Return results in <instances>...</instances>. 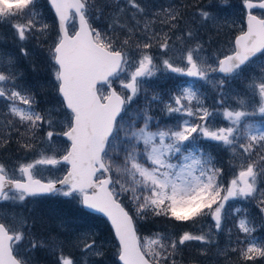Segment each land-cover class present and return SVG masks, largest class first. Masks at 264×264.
Instances as JSON below:
<instances>
[{
	"label": "snow or ice",
	"instance_id": "obj_1",
	"mask_svg": "<svg viewBox=\"0 0 264 264\" xmlns=\"http://www.w3.org/2000/svg\"><path fill=\"white\" fill-rule=\"evenodd\" d=\"M46 3L54 12L51 42L53 24L43 19L38 0H0V23L10 25L19 48V56L0 51V148L16 133L19 147L36 153L12 167L0 162V204L63 197L102 214L111 225L107 242L113 264H180L181 248L192 242L201 245L202 256L216 245V255L226 264L233 255L239 264L264 259V238L256 235L258 228L264 230V0H239L238 5L181 0L154 11L142 0ZM189 7L195 11L186 22L183 9ZM227 8L237 9L233 15L238 27L237 19L221 24L214 11ZM102 19L106 26H97ZM209 22L217 33L224 26L234 29L227 45L211 55L198 39ZM157 23L166 30H156ZM32 39L45 57V80L39 78L35 51L27 47ZM153 48L160 51L159 58ZM19 57L30 62L31 81L18 66ZM163 73L211 85L219 98L209 107L200 89L189 85L169 90L165 99L149 85L150 78ZM237 82L243 85L240 92L232 89ZM48 88L55 102L38 109V96ZM141 96L145 104L133 109ZM153 103L167 116L180 118L153 125ZM40 131L44 150L34 143ZM54 137L65 138L66 146L58 147ZM201 140L229 152L230 178L198 144ZM61 166L62 176L41 174ZM125 195L127 202L121 199ZM233 201L254 205L259 225L246 207ZM149 213L195 231L141 235L139 221ZM37 219L30 225L23 214L0 213V264H35L36 249H47L55 257L53 264H81L66 248L104 264L105 242L98 243L97 233L78 232L61 217L65 237L43 239L31 231ZM228 220L233 222L230 228ZM224 231L229 243L221 249L217 234Z\"/></svg>",
	"mask_w": 264,
	"mask_h": 264
},
{
	"label": "rangeland",
	"instance_id": "obj_2",
	"mask_svg": "<svg viewBox=\"0 0 264 264\" xmlns=\"http://www.w3.org/2000/svg\"><path fill=\"white\" fill-rule=\"evenodd\" d=\"M229 3L232 5H238L239 4V2H236V1L234 3L233 2H229ZM37 7L43 13V19H45L49 24H51L52 17L50 15L46 14L47 9L42 4L41 0L38 3ZM214 11H216L218 17L220 18L221 24H223L225 20H227L228 22H231L232 20L237 19V17L235 15H233V13L237 11L236 8H227V9H223V10L214 9ZM238 26H239V21L237 19V27ZM202 28H203L204 32L211 33L213 37L214 36L217 37V39H214V40H215V44L218 43L219 48L225 47L227 45L229 38L234 33V29H231L227 26H224L222 28V30L219 31V33H217L216 28L211 24V22H209L207 25H205ZM0 34H2V41H3V38L7 34L9 35V33L6 30L1 31ZM199 34H198V39H200ZM51 40L52 39L50 38L49 42H51ZM35 41L36 40L33 39L32 41L27 43V47L29 48L30 51H32V46L35 44ZM8 42H13L12 38H10ZM41 53H43L41 50L37 51V54H41ZM12 54L16 55L15 53H12ZM177 55H178V53H177ZM37 62L40 64V67H41V73H40L39 78L42 80L47 79L48 74L46 71H44L45 64H42L40 61H37ZM28 67H29V65H28ZM31 74H32L31 70H28L27 76H26L28 81H31L33 79L31 77ZM180 77H181V79L187 78V79H185L187 81L185 82V84L183 86H189V85L193 86V84H195V80L193 81V79L190 77H185V76H180ZM207 86L212 88L211 85L207 84ZM242 89H243V85L238 83L237 85L235 84V89H233V90L236 92H240V91H242ZM211 91H213V90H211ZM38 97H40V98H38L39 104H42V105L44 104V107H42V108H45V107L49 106L51 103L55 102V94L51 88H48L45 91L41 92ZM153 109H154V111H156L157 106L153 105ZM3 111H4V102L0 101V112H3ZM156 119H157V117H156ZM43 136H44V131H40L37 133V140L34 143H35L36 148L38 150H44L47 148L46 142L42 139ZM122 136H123V134L121 133V137ZM15 139L18 140L20 138H15ZM54 140L57 143L58 147L63 148L64 146H66V140L63 137H54ZM14 144L17 146V150L15 153H19L20 150L23 151V152L20 151L21 153L19 156H21V157H15V156L13 157L11 155V152L7 151V152H5L4 156L0 157V162L5 163L9 167H12L19 161L31 160L35 157V155H36L35 152H27L26 153L23 149H21L19 147L17 141H15ZM58 154H60V153H58ZM63 167L64 166H61L58 169H56V168H45V169H42L41 174L45 178L60 176V174L63 173ZM122 198L127 201L126 195L122 196ZM67 202L68 201L65 200V198H63V197L37 198L35 201H33L32 199H29L24 204H17V205L8 204L5 202L3 204H0V213H13L14 212V213L23 214L24 216L29 217V224L30 225L33 223V220H32L33 217H39L40 219L36 220V223L32 227L31 231L33 232L34 235H36L37 237L43 238V239H47L50 235L60 236L61 238L65 237L66 233H65L64 229L59 227L60 218L63 217L64 220L66 222H68V224L71 227L75 228L78 232H80V231H92V232L97 233L98 234V236H97L98 243L102 242V241L105 242L106 255L104 258V264H112L110 261V257H112V251L113 250L111 247V243L107 242L109 236L104 234V232L101 228V224L100 223H97V224L93 223V221H95L96 218H93V221L91 218V221H90L91 224L87 225V222H86V224L81 225L79 218L77 216H81L84 219H86L87 216L79 215L81 209L77 210V212H76L77 216H74V215H73L74 217L69 216V214H68L69 208L67 206ZM230 203L233 205L235 204L236 206H244V205L247 207L251 206V204H248V203L242 202V201H233ZM78 206L79 205H77V207ZM30 209H34V210L29 212ZM248 211L253 217H255L256 223H257V225H259L260 219H259L258 210L255 208L254 210L248 209ZM227 223H229L231 225L233 222L231 220H229ZM48 227H52L53 233H51L49 231ZM226 228H230V226H228ZM55 232H57V234H54ZM162 232H166V231L164 230ZM223 234H225V237H222V236L217 237V244H218L219 248H221V249L225 248V246L229 243V238H228L227 232L226 231L221 232L219 235H223ZM256 235L260 238H264V230H259V228H258ZM197 246L201 247V245L198 243H197ZM43 250L45 252L46 258L49 257V259L46 260L45 263L40 262V261H44V260L39 258V252L37 251V249L33 250L32 256L34 258V262H35V260H38V262L37 263L35 262V264H49V263L53 264L55 257L52 254H50L47 249H43ZM65 251L66 252L72 251L73 255L76 257V259L79 262H81V264H82L84 259H87V264H97V259L95 257H84L82 255V253L77 249L66 248ZM216 251H217V246L213 245L211 248H209L207 256L199 257V260H198L199 263H197V260L194 256V254L191 252L188 255V258L195 259V263L191 262L189 264H226V261L223 257H219L216 255ZM107 255H110V256L107 257ZM180 256H181V251L177 257L178 261L181 264L182 256L181 257ZM95 259H96V261H95ZM237 263L239 264L238 259L235 255H233L231 258V264H237ZM256 264H264V259H258L256 261Z\"/></svg>",
	"mask_w": 264,
	"mask_h": 264
},
{
	"label": "trees",
	"instance_id": "obj_3",
	"mask_svg": "<svg viewBox=\"0 0 264 264\" xmlns=\"http://www.w3.org/2000/svg\"><path fill=\"white\" fill-rule=\"evenodd\" d=\"M235 1L239 2V0H229V2H233V3ZM98 2L102 3L103 0H98ZM142 2L147 4L149 6V8L154 11V10H158L161 6L166 7L169 4H179L181 2V0H142ZM183 2L186 4H189V5H196L197 3H199L201 5H206L208 3V0H183ZM183 11L186 12L185 21L187 22V21L191 20V17L195 11V8L189 7L188 9H183ZM46 14H48V13H46ZM51 24H53V30H52L51 34L49 35V39L55 35V27H54V20L53 19H51ZM96 24H97V26H100V27L106 26L107 20L102 19L100 21H97ZM183 26L184 25H182V27ZM155 28H156V30H161V29L166 30V28L163 25H160L159 23H157L155 25ZM0 30H6V31L11 32V33H9V35L7 34L3 38V41H2V34H0V50L4 51V52H9V53H15L17 56H19L18 41H16L14 39V34L12 33L13 30L10 27V25L9 24L4 25L3 23H0ZM199 33H200L199 35H200L201 42H203L205 44V48L207 49V53L209 55H211L213 52H215L217 49H219L218 43L215 44V40H214V39H217L216 36L213 37L211 33L204 32L203 28H200ZM120 35H121V39H123L124 33H121ZM210 37H211V42L209 43ZM10 38H12L13 42H8ZM32 40H29L28 42H30ZM36 43L37 42L35 41V44L32 46V51H35V53H36L35 59L37 61H40L42 64H45L44 63V60H45L44 54L43 53L37 54L38 49H36ZM189 43H192V42L190 41ZM130 51H131L132 55L136 54L134 48L130 49ZM151 51H152L153 55L157 56L158 58L160 57V51L158 49L153 48ZM169 55H172V53L170 52ZM29 64H30V62L28 59H25L23 57H19L18 66L20 67L21 70H23L25 72L26 76H27V71L30 70V66L28 67ZM31 77L33 78V74H31ZM180 79H181V77L177 74L173 76V74H171V73H163V74H158V76L156 78H150L149 79V85L151 87L155 88L157 91H159L162 95H164L165 99H167L166 94L169 90L175 89L176 87L183 86L185 84V80L184 79L180 80ZM235 84L237 85L238 83H234L232 85L233 89H235ZM198 88H199V86H198ZM211 90H212V88H210L208 86L203 91L200 88V91L206 97L205 103L209 107H212L215 104V101L219 98L217 93L214 91H211ZM38 98H40V97H38ZM144 104H145V99L143 96H141L132 105V108L135 109L137 107V105L143 106ZM153 105L157 106L156 111H154ZM42 107H44V104L43 105L38 104V109H43ZM151 110H152L153 116L157 117V119H158V120L156 119L153 121V125H155L157 122H159L161 126L170 125V124L176 123L177 120L179 119L178 114H174L172 117L167 116L165 113L160 111V105H158L156 103L152 104ZM174 120H175V122H174ZM140 123L141 122H138V126H140ZM217 123L222 124V123H226V122L218 119ZM15 138H19V136H18V134L13 133L8 146L5 148H0V157L4 156L5 152H7V151L11 152V155L13 157L14 156L15 157H21L19 155L21 152H23L22 150H20L21 152L19 151V153H15L17 150V146L14 144L15 141H17ZM198 144L201 147L206 148L208 151H210L212 153V155L215 157L216 163L219 166H222L225 169L226 175L228 177H230L231 173H230V169H229V156H230L229 152L226 149H224L223 147L218 146L215 142L201 140V141H198ZM141 147H142V145H141ZM121 199H123V198L121 197ZM65 200H67V199L65 198ZM67 206L69 208V212H68L69 216H71V217L77 216L76 212H77V210H80L79 207H77V204L67 202ZM126 206L129 208L131 207L129 204H126ZM243 207H246L247 209H253V210L255 209V207L252 204L249 207H247L245 205ZM79 215L87 216L86 219H84L81 216H77L79 218L81 225L86 224V222H87V225H89V224H91V222H90L91 218H92V221H93V218H96V220H95L96 222L93 221V223H96V224L100 223L104 234L108 235L109 237L111 236L110 229L108 228L106 221L102 217H99L98 215H94V214H89L86 211H80ZM228 221H226V227L232 225V224L230 225L229 223H227ZM48 229L51 233H53L52 227H48ZM164 230L168 233H173L176 235H178L183 230L195 231V229H192L191 226L188 224H181L179 222L172 221V220L167 219L165 217H153V216H151L150 213H149V218L147 220L139 221V231H140L141 235L142 234L149 235L150 233L162 232ZM220 233L217 234V237H219V236L225 237V234L219 235ZM55 234H57V232ZM198 250H199V248H197L196 242H192L186 246H183L180 250L181 256H182L181 264H185V263H188L191 261H195V259L188 258V255L191 252L194 254L197 261L199 260V257H203L202 255L199 254ZM37 251L39 252V258L44 260V261H40V262L45 263L46 260L49 259V257L46 258L45 252L43 249H37ZM109 256L110 255H107V257H109ZM95 261H96V259H95ZM110 261L113 264V261H114L113 256L110 257ZM35 262L37 263L38 260H35ZM49 264H51V263H49ZM97 264H98V261H97Z\"/></svg>",
	"mask_w": 264,
	"mask_h": 264
},
{
	"label": "water",
	"instance_id": "obj_4",
	"mask_svg": "<svg viewBox=\"0 0 264 264\" xmlns=\"http://www.w3.org/2000/svg\"><path fill=\"white\" fill-rule=\"evenodd\" d=\"M87 210V209H86ZM99 214V213H98ZM100 215H102V214H100ZM103 216V215H102ZM106 218V217H105ZM107 219V218H106ZM109 223V222H108ZM110 224V223H109ZM111 226V225H110Z\"/></svg>",
	"mask_w": 264,
	"mask_h": 264
},
{
	"label": "bare ground",
	"instance_id": "obj_5",
	"mask_svg": "<svg viewBox=\"0 0 264 264\" xmlns=\"http://www.w3.org/2000/svg\"><path fill=\"white\" fill-rule=\"evenodd\" d=\"M231 226H232V225H231ZM231 226H230V227H231ZM55 233H56V232H55ZM55 233H54V234H55ZM197 248H200V247L197 246Z\"/></svg>",
	"mask_w": 264,
	"mask_h": 264
},
{
	"label": "flooded vegetation",
	"instance_id": "obj_6",
	"mask_svg": "<svg viewBox=\"0 0 264 264\" xmlns=\"http://www.w3.org/2000/svg\"><path fill=\"white\" fill-rule=\"evenodd\" d=\"M239 262V261H238ZM238 264V263H237Z\"/></svg>",
	"mask_w": 264,
	"mask_h": 264
}]
</instances>
